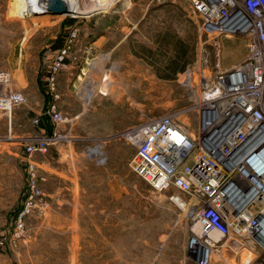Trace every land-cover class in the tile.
<instances>
[{
	"label": "rangeland",
	"instance_id": "obj_1",
	"mask_svg": "<svg viewBox=\"0 0 264 264\" xmlns=\"http://www.w3.org/2000/svg\"><path fill=\"white\" fill-rule=\"evenodd\" d=\"M65 1L40 0L45 9L32 11L36 0H0V71L11 73L25 97L12 111L10 135L0 116V264H195L187 250L195 223L169 200L172 191H156L131 173L134 149L120 137L190 105L180 75L210 51L187 14L188 0H105L90 13L82 9L95 0H81L78 12ZM64 47L57 103L71 121L57 131L69 135L29 156L25 148L51 132L40 116L51 100L45 77ZM244 54L241 40H226L222 65ZM29 162L44 179L43 205L15 236ZM234 243L222 240L210 264H249L253 256L236 253Z\"/></svg>",
	"mask_w": 264,
	"mask_h": 264
},
{
	"label": "built area",
	"instance_id": "obj_2",
	"mask_svg": "<svg viewBox=\"0 0 264 264\" xmlns=\"http://www.w3.org/2000/svg\"><path fill=\"white\" fill-rule=\"evenodd\" d=\"M190 10L204 38L201 46L207 44L210 51L180 75L190 105L127 128L120 137L134 149L128 166L154 190L172 191L169 200L195 223L196 233L187 243L195 264H210L222 240L235 241L236 253L253 256L249 264H264V0H190ZM236 38L245 54L224 67L222 44ZM68 54V47L59 49L46 72L45 93L51 100L40 116L49 119L51 132L25 148L29 156L68 138L57 131L71 121L57 103V77ZM24 103L11 73L0 71V116L10 125L12 111ZM32 124L38 126L40 118ZM27 175L15 236L43 205L44 179L34 163H28Z\"/></svg>",
	"mask_w": 264,
	"mask_h": 264
},
{
	"label": "bare ground",
	"instance_id": "obj_3",
	"mask_svg": "<svg viewBox=\"0 0 264 264\" xmlns=\"http://www.w3.org/2000/svg\"><path fill=\"white\" fill-rule=\"evenodd\" d=\"M37 2L35 3V8L33 7L32 8V11H41L43 9H45V7H42L40 6L39 2L40 0H36ZM105 0H95L94 2H91V3H88L86 5V8L85 9H82L83 10V13H90V12H93L95 10H100V9H104L105 8V3H104ZM82 1L81 0H69V1H65L66 5L72 9V10H75V11H80L81 10V7L83 6V4L85 5L86 3H81ZM107 3H109L108 1H106ZM112 2V1H111ZM110 4V3H109ZM111 5V4H110ZM37 6V7H36ZM109 6V5H108ZM84 8V7H82ZM80 16V15H79ZM95 151V150H94ZM92 154H95V153H92ZM96 155V154H95ZM195 231H196V228H195ZM212 261H213V258H212Z\"/></svg>",
	"mask_w": 264,
	"mask_h": 264
},
{
	"label": "crops",
	"instance_id": "obj_4",
	"mask_svg": "<svg viewBox=\"0 0 264 264\" xmlns=\"http://www.w3.org/2000/svg\"><path fill=\"white\" fill-rule=\"evenodd\" d=\"M140 1H142V0H140ZM187 14L190 17V19H195L197 21L196 17L193 16L192 13H191V10H190V0L187 1ZM197 23H198V21H197ZM59 94H60V92H59ZM59 99L61 100V94H60V98ZM60 100H59V102H60ZM59 102H58V107H59V109H61ZM7 130H8V135H10V125H9V127H7Z\"/></svg>",
	"mask_w": 264,
	"mask_h": 264
}]
</instances>
